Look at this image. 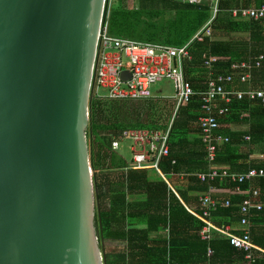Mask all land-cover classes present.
Here are the masks:
<instances>
[{"label":"trees","instance_id":"obj_1","mask_svg":"<svg viewBox=\"0 0 264 264\" xmlns=\"http://www.w3.org/2000/svg\"><path fill=\"white\" fill-rule=\"evenodd\" d=\"M134 1L133 6L128 0L112 1L109 18L112 35L183 45L212 15L209 2L199 5L179 0ZM239 1L248 6L250 0H221V11L212 23L214 38L206 36L202 41L193 39L191 43L193 59L186 64V77L195 93L181 107L172 125L169 154L160 162L161 173L154 167L135 168L129 164L113 148L112 139L127 128H167L171 106L154 98L92 96L88 138L98 192L95 223L103 238L106 264H197V259L207 255L210 248L212 255L218 254L224 245L238 249L216 230L209 240L201 237L200 230L205 225L199 217L204 211L201 196L213 187L221 191L230 189L233 193L237 185L245 189L255 184L261 188L264 198V176L256 177L253 182L228 177L202 181L197 174L208 169L205 143L198 135L199 118L205 115L201 93L208 78L204 60L220 57L214 62L217 74L232 71L234 63L264 55V17L233 18L232 9L240 6ZM262 2L259 0L256 5ZM233 31L249 35L247 39L223 35ZM252 79L257 88H264V60L252 70ZM225 114L227 121H239L243 117L250 129L228 135L220 126L216 133H225L229 139L218 146L216 162L229 165L231 172L246 171L253 166L264 168V161L250 158L251 150H241L246 144L264 143V104L252 103L247 97L234 98ZM247 133L251 135L250 143L245 140ZM212 197L220 200L217 199L219 205L209 217L212 223L223 226L241 218V203L246 194L234 192L218 196L213 193ZM227 199L231 202L228 206L224 204ZM250 218L252 237L255 234L264 237L262 228L258 232L254 229V224L263 225L264 233V207L252 209ZM106 246L118 249L106 252Z\"/></svg>","mask_w":264,"mask_h":264},{"label":"water","instance_id":"obj_2","mask_svg":"<svg viewBox=\"0 0 264 264\" xmlns=\"http://www.w3.org/2000/svg\"><path fill=\"white\" fill-rule=\"evenodd\" d=\"M107 0H0V264H106L91 82Z\"/></svg>","mask_w":264,"mask_h":264},{"label":"built area","instance_id":"obj_3","mask_svg":"<svg viewBox=\"0 0 264 264\" xmlns=\"http://www.w3.org/2000/svg\"><path fill=\"white\" fill-rule=\"evenodd\" d=\"M113 0H107L103 20L101 23L96 56L92 73L91 95L116 99H141L151 95L153 84L163 79L170 80L175 88L176 108L169 128L165 132L151 131L146 129H126L118 139L113 140L112 146L115 150L120 147L121 140H131L133 146L132 165L135 168L154 167L159 172L161 160L169 154V135L175 118L182 106L186 105L195 93L191 82L186 77V64L192 60L191 43L182 46H172L162 43L143 42L130 38L114 36L109 32L110 5ZM192 4L210 3L212 15L207 23L197 32L194 39L203 40L205 36H212V23L221 11V0H183ZM232 15L236 18L264 17V4L260 7H239L232 9ZM264 56H259L256 65L261 64ZM216 56H210L205 64L211 70ZM251 62L232 64V68L241 72L235 73L241 80H250ZM247 70V71H246ZM235 75L218 74L210 76L208 85L202 93V108L207 113L199 118L201 137L205 143L207 159L210 167L204 172L198 173L202 181H211L216 178H231L234 181H246L256 176H264V169L252 168L247 172H231L229 168H219L215 162L217 159L218 146L228 137L217 134L221 126L219 117L228 111L226 104L217 109L220 101L229 103L233 98L260 100L264 102V89L232 90L228 84L233 82ZM217 109V110H216ZM118 137V136H117ZM249 138V137H248ZM238 190H240L238 188ZM248 194L241 203L243 217L241 224L242 233L233 232L230 224L217 226L209 219L213 210L219 205V201L210 193L203 195L201 204L204 208L199 217L205 222L200 230L204 239H211L212 231L216 230L226 236L230 243L236 248L245 250L248 259L255 261L256 250L264 252L257 247L251 234L252 209H262L264 200L261 198L260 190L253 189L245 192ZM230 201L224 202L226 206ZM211 251V249H209Z\"/></svg>","mask_w":264,"mask_h":264},{"label":"crops","instance_id":"obj_4","mask_svg":"<svg viewBox=\"0 0 264 264\" xmlns=\"http://www.w3.org/2000/svg\"><path fill=\"white\" fill-rule=\"evenodd\" d=\"M179 1H181V2H184L183 0H179ZM248 2V1H247ZM259 2V0H250L249 1V5L248 6H246V5H244V1H239V5L240 6H238V7H260V6H262L263 4H261V5H259V6H257L256 4ZM184 3H188V2H184ZM190 4H192V3H190ZM238 7H235V8H238ZM233 16V15H232ZM233 18H236V17H234L233 16ZM238 19V18H237ZM200 31V30H199ZM197 34V33H196ZM195 34V35H196ZM195 35L193 36V37H195ZM225 37H243V38H246L247 39V37H248V35H249V33L248 32H242V31H233V32H231L229 35H225V34H223ZM191 38V40L190 41H193V39L194 38ZM206 37V36H205ZM204 37V38H205ZM209 37H213V35L212 36H209ZM222 37V36H221ZM224 37V38H225ZM214 38V37H213ZM190 41H188V42H190ZM198 41H202V40H198ZM188 42H186L185 44H187ZM184 45V44H183ZM172 46H182V45H172ZM192 55V54H191ZM264 56L263 54H260L259 56ZM258 56V57H259ZM216 57H218V56H216ZM258 57H256V58H250V59H248V60H244V61H242V62H251L252 63V67H251V69H249V71H250V73H251V79L250 80H241V78L239 77V76H236L235 75V73L237 74V72H241V70H239V71H236L235 69H233L232 68V66H231V68H232V71H230V72H227V73H223V72H220V73H215V69H214V66H213V69L211 70L210 68H208L207 66H206V64H205V61H206V59H208L209 57H207L205 60H204V65L206 66V68L208 69V78H207V80H206V88H207V85H208V80H209V78H210V76H217L218 74H229V73H232V74H234L235 75V79L233 80V82H231L230 84H228V88H231L232 90H247V89H249V88H253V89H264V88H257L255 85H254V82H253V79H252V70L254 69V68H257V67H259V66H261L262 65V61L264 60V58H262V60H261V64L259 65V66H257L256 65V61L258 60ZM192 59H193V56H192ZM218 59H220V57H218ZM217 61V60H216ZM215 61V62H216ZM241 63V62H240ZM214 65V64H213ZM247 71V70H246ZM173 87H174V85H173ZM206 88H205V90H206ZM204 90V91H205ZM174 91H175V88H174ZM203 93V92H202ZM202 93H201V95H202ZM146 98H154V99H161V100H163V101H165L166 102V104H168V105H170L171 106V108H172V116H171V120H170V122H169V125H170V123H171V121H172V118H173V115H174V111H175V108H176V98H175V94L174 95H171V96H162V95H156V94H154L153 92H152V89H151V95L149 96V97H146ZM234 99V98H233ZM232 99V100H233ZM250 102H252V103H261V104H264V102H262V101H260V100H250L249 98H247ZM232 102V101H231ZM223 101H220L219 102V104L217 105V109H219L221 106H224L223 104ZM225 104H226V106L228 107V104L230 103H226V102H224ZM216 109V110H217ZM180 111V110H179ZM207 113V111L205 110V114ZM178 114H179V112H178ZM244 114V113H243ZM226 114H224V115H221L220 117H219V120L221 119V118H223V116H224V118L220 121L221 122V127H222V130H224L225 132H227V134L228 135H230V133L232 134V133H239V132H242V133H246L249 129H250V124H249V122H246L245 121V119H243V117H242V119L241 120H239V121H227V120H225V118H226V116H225ZM243 116V115H242ZM177 117H178V115H177ZM177 117L175 118V120L177 119ZM175 122V121H174ZM169 125H168V127L167 128H164V129H148V128H127V129H146V130H151V131H161V132H165V131H167V129L169 128ZM199 128H200V125H199ZM201 129V128H200ZM124 130H126V129H124ZM123 130V131H124ZM122 131V132H123ZM122 132L118 135V137L117 136H115V137H113V139H112V142H113V140H115V139H118L119 138V136L122 134ZM199 136H201V132H200V134H198ZM219 135H221L222 137H229L228 135H226L225 133L224 134H219ZM249 137V138H248ZM202 138V137H201ZM229 139V138H228ZM203 140V139H202ZM245 140H247L248 141V143H250L249 141L251 140V135L250 134H248L247 133V135H245ZM122 141H124V140H121L120 139V142H122ZM204 142V141H203ZM224 142H227V141H223L222 143H224ZM221 143V144H222ZM121 145V144H120ZM133 146V142H132V144L130 145V149H131V147ZM242 148H241V150L242 151H248V150H251V155H250V158L251 159H254L256 162H261V161H264V143H257V144H250V145H248V144H246V145H243V146H241ZM120 148V147H119ZM205 149H206V146H205ZM118 150V149H117ZM131 151H132V149H131ZM206 160H207V162H208V168L210 167V164H209V161H208V159H207V156H206ZM129 164H131L132 165V161L129 163ZM215 164L219 167V168H229L230 169V166L229 165H224V164H219V163H217V162H215ZM252 168H257V167H250L248 170H246V171H233V172H237V173H242V172H247V171H249L250 169H252ZM260 168H262V167H260ZM260 168H257V169H260ZM264 169V168H263ZM208 170V169H207ZM231 170V169H230ZM206 171V170H205ZM201 172H204V171H201ZM161 173V172H160ZM200 173V172H199ZM198 174V173H197ZM256 177H258V176H256ZM256 177H254V178H252V179H249V180H251V182H253L255 179H256ZM244 182V181H243ZM255 183V182H254ZM255 185V184H254ZM254 185H252V186H250L249 188H245V189H243L241 186H239V185H237L231 192H235V193H241V194H246L245 192L247 191V190H253V189H258V190H260V194L261 195H263L262 194V191H261V188L259 187V186H254ZM238 188L240 189V190H238ZM206 193H210V195L212 196V194L214 193V195H218V196H224V195H229V194H233V193H230V189H228V190H223V191H221V190H218L217 188H210ZM205 193V194H206ZM205 194H203V195H205ZM202 195V196H203ZM248 194H246V196H247ZM201 196V197H202ZM262 198V197H261ZM215 199H218V198H215ZM263 200H264V198H262ZM219 200V199H218ZM227 200H229V199H227ZM226 200V201H227ZM220 201V200H219ZM225 201V202H226ZM240 213H241V218L239 217V218H237V219H235L232 223H227V224H230L231 225V227H232V230H233V232H239V233H242L243 232V226H242V224H241V219H242V217H243V213L240 211ZM251 219V218H250ZM252 225V224H251ZM262 228V230H260ZM254 229H255V231L256 232H258L259 230H260V232H262V234H263V236H264V233H263V225H256L255 226V224H254ZM259 232V233H260ZM238 233V234H239ZM252 240H253V242H254V244L257 246V247H259V248H262L263 250H264V237H262L260 234H255V236L253 235V237H252ZM235 247V246H234ZM211 249V248H210ZM246 251L245 250H243V249H240V248H238V249H235V250H233V249H231V248H228V246L227 245H224L223 247H220V252L218 253V254H215V255H212L213 254V250L211 249V251H208V253H207V255H205V256H202L201 258H199V259H197L198 260V262H196L197 264H264V252H262V251H259V250H256L255 252H254V254H255V256H256V259H255V261H252V260H250V259H248L247 258V256H246Z\"/></svg>","mask_w":264,"mask_h":264},{"label":"rangeland","instance_id":"obj_5","mask_svg":"<svg viewBox=\"0 0 264 264\" xmlns=\"http://www.w3.org/2000/svg\"><path fill=\"white\" fill-rule=\"evenodd\" d=\"M134 3H135L134 0H128V4H130V6H133ZM151 89H152V92L156 95L171 96L175 94L173 83L168 79H163L161 81L156 82L155 84H153ZM87 133H88V130H87ZM89 143H90V140H89ZM131 144H132L131 140H124L121 142L120 148L118 149V152L127 160L128 163L133 161V152L130 149ZM116 249H118L117 246L115 247L106 246V252H112V251H115Z\"/></svg>","mask_w":264,"mask_h":264},{"label":"bare ground","instance_id":"obj_6","mask_svg":"<svg viewBox=\"0 0 264 264\" xmlns=\"http://www.w3.org/2000/svg\"><path fill=\"white\" fill-rule=\"evenodd\" d=\"M123 38H127V37H123ZM131 39V38H130ZM139 41V40H138ZM143 42H145V41H143ZM152 43H159V42H152ZM162 44H165V43H162ZM168 45V44H167Z\"/></svg>","mask_w":264,"mask_h":264},{"label":"clouds","instance_id":"obj_7","mask_svg":"<svg viewBox=\"0 0 264 264\" xmlns=\"http://www.w3.org/2000/svg\"><path fill=\"white\" fill-rule=\"evenodd\" d=\"M239 8V7H238ZM234 9V8H233Z\"/></svg>","mask_w":264,"mask_h":264}]
</instances>
